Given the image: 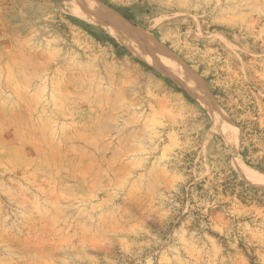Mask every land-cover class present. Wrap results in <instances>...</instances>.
Listing matches in <instances>:
<instances>
[{"label":"rangeland","instance_id":"obj_1","mask_svg":"<svg viewBox=\"0 0 264 264\" xmlns=\"http://www.w3.org/2000/svg\"><path fill=\"white\" fill-rule=\"evenodd\" d=\"M93 1L136 39L67 0H0V264H264V208L190 188L264 193L206 78L264 96V0Z\"/></svg>","mask_w":264,"mask_h":264},{"label":"trees","instance_id":"obj_2","mask_svg":"<svg viewBox=\"0 0 264 264\" xmlns=\"http://www.w3.org/2000/svg\"><path fill=\"white\" fill-rule=\"evenodd\" d=\"M122 16L131 20L126 13H122ZM108 40L113 42L112 39ZM216 65L217 67H214L206 77L212 84L211 93L224 106L232 123L242 131L240 155L243 161L264 172V128L261 127V120L263 119L264 122V96L253 95L257 93V90L247 88V84L242 86L232 83L228 86L224 82L228 74L220 69L221 65ZM199 66L203 68L205 65ZM190 188L193 189L192 194L199 200L212 202L221 193L235 195L243 204L249 205L255 202L264 208V193L259 198L255 197L257 190L254 191L240 181L233 180L229 175L222 178L216 175L208 183L201 180L191 184ZM194 215V226L199 227L207 222L199 211L194 212Z\"/></svg>","mask_w":264,"mask_h":264},{"label":"bare ground","instance_id":"obj_3","mask_svg":"<svg viewBox=\"0 0 264 264\" xmlns=\"http://www.w3.org/2000/svg\"><path fill=\"white\" fill-rule=\"evenodd\" d=\"M67 1H68L69 5L71 6V8L73 9V11L76 15H78L82 18L89 19L91 22L102 25L104 28L109 30L111 32V34H113L115 37H118L122 41L128 42V39H129L131 42L130 38H133V37H134V39H136L134 36V33L129 28H127L128 27L127 25H130V23H128L124 19L120 20L113 13H111L107 9L103 8L102 6L97 4L95 1H93V0H67ZM147 59L149 61H152V62H154L156 59L161 60V62H163L166 69H168V71L170 73H174L175 75H177V77L181 76L182 81L186 80L185 81L186 83H187V81L192 83L193 78L191 79V77L184 74L183 71L179 67L174 65V63L170 62V60H168L165 57V55H163L161 53V51L158 50V52H157L154 49H150L148 51V54H147ZM158 60H156V61H158ZM182 81L180 83H182ZM189 82H188V85H189ZM192 85H194V84H192ZM190 88L194 89L193 86L192 87L190 86ZM195 88H196V86H195ZM192 89L190 91L198 99H200L201 102H203L202 96L200 95L199 91H197L198 88H196L194 90H192ZM244 166L245 165L242 164V166L239 168L243 171V174L246 176V178H248L249 180H251V182H253L257 185L264 186V178L262 176L254 174L250 171L244 170V168H243ZM249 170H251V169H249Z\"/></svg>","mask_w":264,"mask_h":264}]
</instances>
